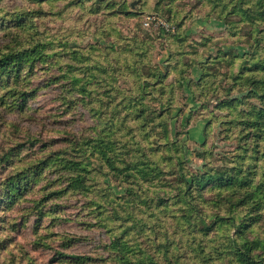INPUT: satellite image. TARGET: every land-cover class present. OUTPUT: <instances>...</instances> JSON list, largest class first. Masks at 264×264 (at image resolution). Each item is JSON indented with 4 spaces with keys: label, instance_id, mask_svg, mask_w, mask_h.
Instances as JSON below:
<instances>
[{
    "label": "rangeland",
    "instance_id": "obj_1",
    "mask_svg": "<svg viewBox=\"0 0 264 264\" xmlns=\"http://www.w3.org/2000/svg\"><path fill=\"white\" fill-rule=\"evenodd\" d=\"M0 264H264V0H0Z\"/></svg>",
    "mask_w": 264,
    "mask_h": 264
},
{
    "label": "built area",
    "instance_id": "obj_2",
    "mask_svg": "<svg viewBox=\"0 0 264 264\" xmlns=\"http://www.w3.org/2000/svg\"><path fill=\"white\" fill-rule=\"evenodd\" d=\"M156 16H147V20L145 21L147 25L150 24L152 18H155ZM157 20L160 22V25L162 26V28H164V30L166 31H175V26L168 22L167 20H165L164 18L161 17H157Z\"/></svg>",
    "mask_w": 264,
    "mask_h": 264
},
{
    "label": "trees",
    "instance_id": "obj_3",
    "mask_svg": "<svg viewBox=\"0 0 264 264\" xmlns=\"http://www.w3.org/2000/svg\"><path fill=\"white\" fill-rule=\"evenodd\" d=\"M168 32H170V31H168ZM11 58H12L11 56H8L7 59H6V62L9 63ZM22 58H23L22 56H21V57H20V56H17V59L14 61V62H15V67H19L18 65L21 66V64L23 63ZM12 61H13V60H12ZM215 179H216V178H214V176L212 175V176L208 177L206 183H209L210 181H213V180H215ZM228 180H229V181H232L233 178H232V177H231V178H228ZM203 185H205V183H203ZM11 188H12V187H11Z\"/></svg>",
    "mask_w": 264,
    "mask_h": 264
},
{
    "label": "crops",
    "instance_id": "obj_4",
    "mask_svg": "<svg viewBox=\"0 0 264 264\" xmlns=\"http://www.w3.org/2000/svg\"><path fill=\"white\" fill-rule=\"evenodd\" d=\"M204 125H205V123L203 122V120H201V121H198L196 123L195 127L199 128V130L201 129V131H202V129L204 128Z\"/></svg>",
    "mask_w": 264,
    "mask_h": 264
}]
</instances>
